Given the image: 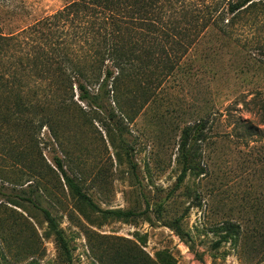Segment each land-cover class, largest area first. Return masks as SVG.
Masks as SVG:
<instances>
[{"label":"rangeland","instance_id":"374dc122","mask_svg":"<svg viewBox=\"0 0 264 264\" xmlns=\"http://www.w3.org/2000/svg\"><path fill=\"white\" fill-rule=\"evenodd\" d=\"M71 1L0 0V35L20 36ZM225 16L232 27L204 31L157 90L151 72L126 82L117 102L102 93L87 107L73 87L84 113L71 104L57 111L56 131H35L30 161L47 176L9 172L0 181V264H67L41 210L62 230L71 264H112L117 255L135 264H264V0ZM86 84L97 92L98 82ZM201 118L205 139L193 129L190 169L176 185L181 132ZM56 159L96 207L140 215L102 218L70 192Z\"/></svg>","mask_w":264,"mask_h":264},{"label":"trees","instance_id":"16d2710c","mask_svg":"<svg viewBox=\"0 0 264 264\" xmlns=\"http://www.w3.org/2000/svg\"><path fill=\"white\" fill-rule=\"evenodd\" d=\"M208 1L73 0L53 15L36 21L20 36L0 35V181L9 172L20 174L18 179L24 173L36 179L47 176L44 168L34 169L30 161V152L37 150L35 131L45 125L56 131V114L67 113L71 104L76 105L73 87L78 93L77 100L87 107H98V96L102 93L112 94L117 102L126 82H140L141 76L151 72L158 83L154 86L157 90L169 73L183 68L186 56L204 31L226 33L232 27V18L226 21L225 15L236 16L258 0H220V6ZM89 73L93 74L91 78ZM101 73L104 74L100 79ZM88 81L99 83L96 93H91ZM77 107L78 112L84 113ZM206 127V119L201 118V124L181 132L178 147L182 168L176 185L183 182L190 169L188 143L192 132L201 130L202 142ZM11 129L23 133L27 142L10 135ZM123 149L133 174L135 166L129 150L126 146ZM55 164L70 192L102 218L120 221L140 215L132 211L101 210L64 171L59 159ZM13 197L36 207L31 196ZM9 202L15 203L12 199ZM41 213L61 257L71 264L62 230L48 211ZM231 232L229 228L227 234ZM134 260L130 255L126 258L117 255L111 263L135 264Z\"/></svg>","mask_w":264,"mask_h":264}]
</instances>
